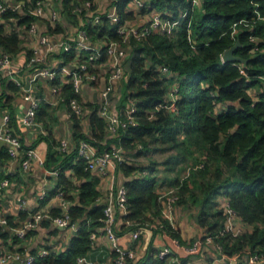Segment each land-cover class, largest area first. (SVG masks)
I'll list each match as a JSON object with an SVG mask.
<instances>
[{"label":"trees","instance_id":"16d2710c","mask_svg":"<svg viewBox=\"0 0 264 264\" xmlns=\"http://www.w3.org/2000/svg\"><path fill=\"white\" fill-rule=\"evenodd\" d=\"M72 1L78 4L83 0L66 2L65 11L71 19H75ZM131 1H115L123 20L135 18L134 11L126 9ZM145 3L141 15L142 11L152 14L160 12L162 17L175 20L183 9L190 7L191 0H145ZM256 10L264 14V0H203L202 7L192 17L193 43L187 37L185 22L171 32H152L141 40L132 38L125 58L128 75L123 86L126 101L131 98L137 104L139 123L120 129L117 137L106 138V124L99 115L98 101L85 104L89 109V134L83 129L82 118L76 115L72 117L76 143L72 150L60 152L59 144L46 124L47 134H42L32 147L42 140L48 142L44 167L58 171L59 183L54 191H64L71 202V221L78 222L80 227L74 232L66 250L55 252L48 247V255L37 257L35 264H79L78 258L91 250V233L103 225L101 219L106 205L98 202L100 177L86 169L85 160L79 156L81 139L89 140L101 151L110 149V143L114 142L124 150L134 151L137 156L143 155L153 142L165 150H176V155L169 158L174 159L175 164L187 159L195 162L185 177L167 178L175 185L173 195L178 196L177 203L195 206L197 222L205 229L204 239L210 237L222 246L226 255L237 257L235 263L230 261L228 264H264V19L251 24L252 28L241 25L236 35L242 45L235 53L249 60L245 68L250 77L232 63L221 62V54L235 42L232 37L235 23L242 19L252 20ZM34 19V16L12 9L0 17V48L4 53L31 54L24 45L23 27ZM103 20L100 30L90 31L91 36L100 38L107 35L110 39L121 40L110 20L107 17ZM7 21L16 24L17 28L6 32ZM61 30L59 25L49 27L48 32L55 34ZM251 33L259 40L251 42ZM254 45L259 48L252 54L250 48ZM61 56L68 61L72 54L63 53ZM161 65L168 66L172 78L161 73ZM172 81L179 86L176 113L160 106L165 102ZM250 88L259 91L256 101L248 92ZM7 90L18 92L19 87L9 80ZM62 91L67 101L75 96L70 84L64 85ZM5 96L6 101L12 99L11 95L3 94L0 96L1 102ZM218 105L226 107L217 111ZM49 108L51 105L42 100L36 118L45 121ZM123 112L124 107L119 113ZM15 118L16 113L12 111L11 124ZM106 140L107 143H103ZM22 143L21 156L32 148ZM139 145L142 147L139 148ZM0 159H11L8 149L0 151ZM165 165L168 166L167 162ZM119 167L128 177L135 175L125 183L129 213L120 216L122 228L133 230L138 226L162 223V230L177 238L181 244L192 245L193 240L187 243L180 231L163 215V205L167 199L164 196L161 198L157 190L160 180L157 163L135 166L120 161ZM70 169L81 180L80 184L76 185L67 174ZM0 177L11 179L1 171ZM75 189H79L78 202L71 194ZM221 200H227L235 210L241 230L233 229L230 215ZM49 214L58 216L62 210L53 207ZM24 217L26 214L22 213L21 218ZM8 219L9 226L1 231V236L7 247H13L24 239L12 230L19 223L10 216ZM127 220L135 225L128 227L125 224ZM18 250L22 251L23 248L19 247ZM190 257L180 258L174 264H187ZM254 257L257 258L251 261ZM208 261L214 264L213 258ZM128 264H168V257L161 258L158 249L149 248L147 254L137 260L129 257Z\"/></svg>","mask_w":264,"mask_h":264},{"label":"built area","instance_id":"2783aa9c","mask_svg":"<svg viewBox=\"0 0 264 264\" xmlns=\"http://www.w3.org/2000/svg\"><path fill=\"white\" fill-rule=\"evenodd\" d=\"M109 1L113 4L112 8L109 10H103V8L97 7L95 0L78 1V4L72 1L71 4L75 6L73 9V12L76 14L75 19H71V17L68 16L65 7L64 10L59 8L57 5L58 1L56 0H24L16 1L11 5L4 1H0V17L9 9L27 13L35 17L29 25L23 27L25 30V35L23 36L25 40L24 44L26 43L31 52L29 56L25 55V63L23 66L15 64V55L4 52L0 55V71L7 72L19 87L20 92L24 94L26 99L31 101L29 109L20 115V122L22 125L28 126L35 123L37 108L42 100H45L53 106H57L61 101H67L62 91L63 86L66 84L72 85L75 93V96L67 101L71 109V116H79L82 120H85L89 113V109L85 106L87 101L83 96V86L85 84H90L96 90L98 94L96 101L99 102L98 112L106 124V138H115L119 135L120 129L128 125L134 126L139 123L137 117L138 107L133 99L129 98L123 114L119 112L116 113L113 110L115 93L118 91L119 83L128 75L125 58L127 57V48L131 39L141 40L152 32H171L176 26L185 22L187 25V37L189 41L193 43L194 39L191 29L192 17L195 11L202 7L203 0H191L190 7L183 9L179 17L175 20L162 17V13L160 12H153L152 14L147 11L145 14L141 15V11L138 12V10H142V8L145 7V0H132L126 9L134 11L135 18L123 20V16L115 4L116 0ZM145 15L148 16L146 23L138 24V16ZM104 17H107L116 28V32L121 36V40L110 39L107 35L100 38H93L91 36V30H100V27L104 24ZM41 19L46 20V31H40L39 29L38 20ZM259 19H264V14L256 10V16L252 20L242 19L238 23H235L232 30V37H234L235 42L237 41L236 35L239 29L242 28L241 25L251 27V24ZM59 25L62 27L60 32L55 34H50V32H48L49 27L56 28ZM249 40L251 42H256L259 39L254 33H251L249 35ZM258 48L259 47L256 45L252 46L250 48V53L254 54ZM63 53L72 54V57L68 61L63 58L64 60L61 64L53 63L52 59L61 56ZM103 56H105V60H101ZM221 62L227 63L223 60V53L221 54ZM230 63L238 67L241 73L250 77L248 72H246V63L240 61H232ZM159 70L166 76H172V73L166 65H161ZM20 72H24V74L20 75ZM43 79L51 84V96H33V87L37 86ZM248 92L255 101L258 99L259 91L256 88H250ZM178 98V83L172 81L165 102L160 106L166 108L170 112L176 113ZM223 107L226 106L218 105L217 111ZM123 116L126 118H123ZM151 116H153V114ZM3 127L4 128L0 130V140L8 144L7 149L11 159H18L23 170L27 169L33 163L44 167L46 155L38 148H30L23 156L20 155L23 143L21 139L14 134L11 128L9 113L4 114ZM110 147V149L101 151L89 140L81 139L78 153L79 156L85 160L86 169L95 172L99 177H108L112 175L115 168V161L122 160L119 146L112 142ZM141 147L142 145H139V148ZM69 150L70 144L68 141L64 140L60 142V152ZM51 173L58 174V171L52 170ZM10 184V178L0 177V190L8 187ZM174 192L175 190L170 191L172 195L168 202V208L163 210V215L175 228L172 203L178 200V196L173 195ZM56 197L61 200L60 206H57L62 210L61 215L51 216L49 210L43 208L39 209L28 214V217L20 221L18 226L12 227L13 232L19 238L25 239L28 232L35 229L45 219L54 221L58 227H69L76 232L80 226L78 222H72L69 216L71 202L67 200L62 189L57 191ZM223 204L230 215V224H233L238 231L241 230V225L236 219L235 210L231 208L227 200H223ZM128 213V191L126 185L113 188L111 202L106 204L104 217L101 219L103 225L99 228L108 236L112 243L115 252L114 264H128L129 257L131 258L132 256V251L123 246L117 230L120 216ZM125 224L128 227L135 225V223L130 220L125 221ZM8 226V215L0 210V264H12L14 262L16 263V261H19V264H35L37 257H46L48 255L47 248L41 249L37 254L27 253L25 250H11L8 248L1 236V231L8 228ZM151 226L159 230L163 228L162 223H159L157 226ZM97 233L98 229L91 233L92 243L96 239ZM131 233L133 238L137 239L141 232L138 228H135L131 230ZM206 240L212 243L214 264H228L230 261H237L236 256L229 257L226 255L222 250V246L213 242L210 237L206 238ZM204 241V239L202 240L199 238L197 241L193 242L192 245L185 246L181 244L177 238L173 237L174 248H176V250L184 249L186 256L197 254ZM17 245L18 244H15L13 248ZM174 252V249L167 245L159 250V256L161 258H170ZM171 258L173 259V257ZM256 258L257 257L252 258L251 261H254ZM178 260L180 259L178 258ZM178 260L174 259L172 262ZM78 263H86V257L80 256L78 258ZM187 264L193 263L190 260Z\"/></svg>","mask_w":264,"mask_h":264},{"label":"crops","instance_id":"0c3cea01","mask_svg":"<svg viewBox=\"0 0 264 264\" xmlns=\"http://www.w3.org/2000/svg\"><path fill=\"white\" fill-rule=\"evenodd\" d=\"M1 1L11 5L16 1L24 0ZM56 1H58V7L64 10L67 0ZM95 1L96 6L103 8V10H109L113 5L109 0ZM147 19V15L138 16L137 22L138 24H144ZM5 25L6 32H10L11 30L17 28L16 24L9 21H7ZM38 26L40 31H46V20H38ZM24 45L28 48L26 43ZM2 53L3 49L0 48V55ZM25 55L26 54L23 52L16 54V57L14 58L15 64L23 66L25 63ZM63 60L64 59L61 56L56 58L54 57L52 59L55 64H61ZM23 74L24 72H20V75ZM126 78L119 83L118 91L115 93V104L113 106V110L116 113L122 110L123 107L125 109L128 103V101H126V97L124 96L125 89L123 86V82ZM9 80H12V78L8 75V73L0 71V96L8 94L12 97L10 101H6V96L3 98L2 102L0 101V130L4 128V114H10L14 111L16 113V118L15 122H12V124L10 122L11 128L13 129L14 134L18 136L26 146L32 147V145L39 140V137L42 134H47L48 125V128L51 129L57 144H60V142L65 140L69 142L70 149H74L76 143L73 134V120L69 104L66 101L59 102L57 106L50 104L51 108H49L45 114V121H41L36 118L34 124L28 126L22 125L20 122V115L29 109L31 101L26 99L20 90L18 92H13L11 90L5 91L6 84ZM50 85L51 84L47 80H41L37 86L33 87V96L41 97L46 95L47 97H50ZM83 96L87 103H89L96 101L98 94L92 85L85 84L83 86ZM4 101H6L5 104ZM82 125L83 129L89 134L90 123L87 118L82 120ZM103 143H107V140ZM7 148L8 144L6 142H0V151ZM32 148H38L47 156V151L49 149L48 142L45 140L39 141L36 143V146ZM119 148L120 155L122 156L121 161H127L135 166L149 165L152 162H156L159 171H161V169H166L167 167L165 163H161L162 160L159 153L156 152L155 145L150 146V148L147 149L141 156H137L134 151H127L122 147ZM170 151L172 150H167V152ZM119 165L120 161H115V168L112 175L108 177H100L98 185L100 195L98 202L101 204L106 205L111 202L113 188H119L122 185H126L125 183L128 179L135 177V175L128 177ZM0 171L8 177H11V184L0 190V210L12 217L15 222L20 223V221L23 220L21 218L22 213L26 214V217H28V214H31V212L39 209L43 208L50 210L53 207L60 206L61 200L56 197L57 191H54L59 183L58 174L51 173L49 169L36 163L31 164L27 169L23 170L18 159H0ZM67 174L72 178L76 185L81 183V180L73 175L74 172L72 169L68 170ZM92 174L96 175L95 172H92ZM157 190L160 193L161 198L164 196L167 199L164 201L163 205V210H165V208H168V202L170 201L172 195L170 191L175 190V185L171 184V181L168 179L164 180L163 175H160ZM71 194L76 197V201L78 202L79 189L73 190ZM172 204L174 225L180 231L182 238L187 243H190L191 240L195 242L199 238L203 240L205 229L197 222L196 212L193 214L192 218H190V208L188 204L177 203V201ZM121 223L122 221L119 219L117 228L118 234L121 237L123 246L132 251V259L137 260L145 256L149 248L160 250L167 245L172 247L175 251L173 254L174 256H172L173 259L171 257L168 258V264H174L176 262H172L174 259L178 260V258L187 257L184 249L176 250V248H174L173 237L167 231L158 230V228L152 227L151 225L138 226L137 228L141 233L137 239H134L131 230L123 229ZM28 234L21 244H18L15 248L10 246H8V248L11 250H17L19 247H22L27 253H37L43 248L50 247L53 251L60 252L62 250H66L74 231L69 227H58L54 221L47 220L46 223L43 221L35 229L30 230ZM211 244L212 243L208 240H205L204 243H202L200 251L190 257L193 264H208L207 258L214 254ZM114 255L115 252L111 241L101 228H98L97 237L92 243L91 250L85 255L86 263L83 264H114ZM12 264L16 263L14 262Z\"/></svg>","mask_w":264,"mask_h":264},{"label":"rangeland","instance_id":"374dc122","mask_svg":"<svg viewBox=\"0 0 264 264\" xmlns=\"http://www.w3.org/2000/svg\"><path fill=\"white\" fill-rule=\"evenodd\" d=\"M140 11L141 10H138V12H140ZM142 13L145 14L143 11H142ZM151 146H154L153 142H152ZM155 146H156V152L159 153L160 158L162 160L161 163L163 164V163L167 162V164H168L166 169H163V170L161 169V171L159 172L160 175H163V179L164 180H167L165 178H169L170 179V178H175L176 176L183 178L186 175H188L190 166L195 165V162H193V161L191 162V160H188V159L185 162H179V163L175 164V160L174 159H169V158H170L171 155L172 156L176 155V153H177L176 150H172L170 152H167V150L163 149L162 146H158L156 144H155ZM220 202L223 203V200H221ZM188 206L190 208V218H192L193 214L196 212V208L191 203H189ZM233 229H235V227H233ZM236 231H237V229H236ZM210 258L212 259L213 255L210 256L207 259L209 260ZM208 264H209V261H208Z\"/></svg>","mask_w":264,"mask_h":264},{"label":"water","instance_id":"95a60500","mask_svg":"<svg viewBox=\"0 0 264 264\" xmlns=\"http://www.w3.org/2000/svg\"><path fill=\"white\" fill-rule=\"evenodd\" d=\"M242 45L241 40L237 39V41L230 47L228 48L224 53H223V60L224 62H232V61H240L247 63L249 60L243 56L237 55L235 52L236 50ZM1 143H4L3 140H0ZM60 227V226H59ZM65 228V227H61ZM19 261H16V264H19ZM235 263V262H234Z\"/></svg>","mask_w":264,"mask_h":264}]
</instances>
